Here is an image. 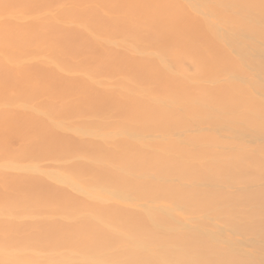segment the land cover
I'll return each mask as SVG.
<instances>
[{"label": "bare ground", "instance_id": "1", "mask_svg": "<svg viewBox=\"0 0 264 264\" xmlns=\"http://www.w3.org/2000/svg\"><path fill=\"white\" fill-rule=\"evenodd\" d=\"M0 264H264V0H0Z\"/></svg>", "mask_w": 264, "mask_h": 264}]
</instances>
